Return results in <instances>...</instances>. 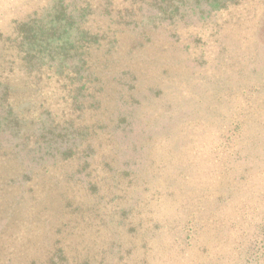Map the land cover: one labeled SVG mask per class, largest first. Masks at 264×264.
Here are the masks:
<instances>
[{
    "label": "rangeland",
    "instance_id": "obj_1",
    "mask_svg": "<svg viewBox=\"0 0 264 264\" xmlns=\"http://www.w3.org/2000/svg\"><path fill=\"white\" fill-rule=\"evenodd\" d=\"M0 0V264H264V0Z\"/></svg>",
    "mask_w": 264,
    "mask_h": 264
},
{
    "label": "trees",
    "instance_id": "obj_2",
    "mask_svg": "<svg viewBox=\"0 0 264 264\" xmlns=\"http://www.w3.org/2000/svg\"><path fill=\"white\" fill-rule=\"evenodd\" d=\"M227 0H221V3L219 4H225Z\"/></svg>",
    "mask_w": 264,
    "mask_h": 264
}]
</instances>
